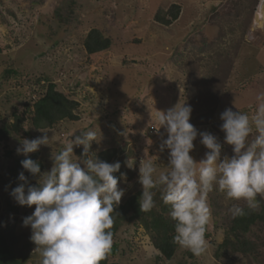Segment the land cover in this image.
<instances>
[{"label":"rangeland","instance_id":"obj_1","mask_svg":"<svg viewBox=\"0 0 264 264\" xmlns=\"http://www.w3.org/2000/svg\"><path fill=\"white\" fill-rule=\"evenodd\" d=\"M171 4L180 7L179 18L169 26L157 23L156 12ZM94 28L112 44L88 55L83 41ZM48 83L78 102L79 120L45 129L50 145L29 155L37 153L42 172L47 171L52 151L59 152L74 132L95 128L99 140L93 141L92 152H114L117 161L130 157L136 161L133 169L128 168L133 181L118 184L125 189L120 202L124 203L142 192L138 183L142 159L153 160L158 172L166 170L169 150L161 152L159 146L161 134L165 139L167 134L154 128L156 110L185 102L192 108L189 122L218 137L222 157L233 154L223 143L220 114L226 108L250 113L256 95L264 92V1L0 0V124L13 123L14 114L21 116L45 93ZM40 135L27 123L20 134L0 143V176L10 163L6 151L25 157L16 153L20 140ZM193 143L190 155L198 162L207 149L199 135ZM77 150L82 153V146L74 147L79 157ZM9 193V184L0 179V244L23 264H38L31 228L22 223L35 206L10 210ZM208 200L212 216L204 254L195 256L178 245L173 258L164 260L154 249L151 234L130 222L117 232L116 253L108 256L109 263L264 264L262 224L246 235L260 246L255 254L216 256L232 219L228 209L235 202L216 191ZM260 202L264 204V199Z\"/></svg>","mask_w":264,"mask_h":264},{"label":"clouds","instance_id":"obj_2","mask_svg":"<svg viewBox=\"0 0 264 264\" xmlns=\"http://www.w3.org/2000/svg\"><path fill=\"white\" fill-rule=\"evenodd\" d=\"M255 101L250 113L226 108L220 114L223 143L230 145L233 153L223 157L218 137L198 131L189 122L190 105L177 103L166 111L155 112L158 128H154H163L167 134L166 139L161 134L159 148L161 152L169 150L168 163L166 170L158 172L153 160L140 161L139 209L148 212L156 207L159 191L174 222L173 242L195 256L204 254L209 247V193L216 191L235 202L228 209L232 218L259 209L260 199H264V92L258 93ZM38 130L42 135L20 140L17 155L28 157L42 145H50L49 132ZM79 131L59 152L52 151L49 170L42 172L40 162L31 158L22 160V168L37 182L31 184L21 171L20 183L10 192L20 206H35L22 223L31 228L30 240L40 257L38 264H101L113 245V213L125 195V189L118 184L127 177L124 173L114 175L121 168L119 161L109 163L91 151L93 141L99 140L95 128ZM198 135L207 151L197 162L190 153ZM80 146L83 151L77 157L74 147ZM135 164L131 157L125 162L129 169Z\"/></svg>","mask_w":264,"mask_h":264},{"label":"trees","instance_id":"obj_3","mask_svg":"<svg viewBox=\"0 0 264 264\" xmlns=\"http://www.w3.org/2000/svg\"><path fill=\"white\" fill-rule=\"evenodd\" d=\"M180 7L176 4H171L167 10H158L154 16V20L163 25L169 26L179 18ZM59 16V15H58ZM60 17V16H59ZM112 40L106 37L100 30L92 29L88 32L83 41V47L88 55L99 54L110 48ZM79 104L68 95L59 92L56 89L54 83H48L46 91L41 94L31 106H26L24 113L19 116L14 114V122L11 124H0V143L7 142L11 137L20 134L23 131L24 124L29 123L30 128L34 130L53 129L57 124L68 121L77 122ZM26 135H28L26 133ZM77 154L80 156L81 152L77 150ZM6 155L10 158V163L3 176L0 179H4L9 184L10 192L13 188L18 186V175L21 171L25 172L29 182L33 184L36 179L22 168L21 161L25 158H31L34 161H39L37 153L31 154L28 157L14 156L13 151H6ZM99 158L109 163L117 162V157L114 152L98 154ZM127 158L119 160L121 168L119 172L114 173L116 177H120L121 173L126 174V180H120L119 182H132L133 175L128 171L125 165ZM41 171L43 165L40 162ZM141 192H137L133 196L129 197L124 203H120L118 207L114 209L113 217L114 223L111 228L113 232V241L117 235V232L130 222H135V225L141 226L148 233L151 234V241L153 247L159 252L160 257L164 260H171L177 250L178 245L173 242L174 236V222L169 218V208L160 199L159 191L155 197L156 207L151 211L142 212L139 209L138 198ZM9 209L16 211L18 205L14 199L10 196ZM12 203V204H10ZM264 225V204L260 202V208L248 212L243 217L232 218L228 225L227 234L222 243L217 248L216 256L223 253L227 255L240 254L242 256H249L255 254L259 245L246 238L250 229L257 225ZM1 241V236H0ZM116 244L112 245L111 251L107 254L105 260L101 261V264H116L109 263L108 256L115 255ZM230 255V254H229ZM0 264H23L21 260L14 258L10 250L0 244Z\"/></svg>","mask_w":264,"mask_h":264},{"label":"bare ground","instance_id":"obj_4","mask_svg":"<svg viewBox=\"0 0 264 264\" xmlns=\"http://www.w3.org/2000/svg\"><path fill=\"white\" fill-rule=\"evenodd\" d=\"M256 18V20L258 19L257 17H255ZM255 24L257 25V22L255 21Z\"/></svg>","mask_w":264,"mask_h":264}]
</instances>
